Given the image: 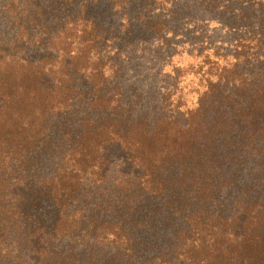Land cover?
Instances as JSON below:
<instances>
[{"label": "trees", "instance_id": "16d2710c", "mask_svg": "<svg viewBox=\"0 0 264 264\" xmlns=\"http://www.w3.org/2000/svg\"><path fill=\"white\" fill-rule=\"evenodd\" d=\"M0 264H264V0H0Z\"/></svg>", "mask_w": 264, "mask_h": 264}, {"label": "rangeland", "instance_id": "374dc122", "mask_svg": "<svg viewBox=\"0 0 264 264\" xmlns=\"http://www.w3.org/2000/svg\"><path fill=\"white\" fill-rule=\"evenodd\" d=\"M210 31H213V34H211V36L213 37V40H214V42L215 43H217V44H220V43H225V42H227V40H220L219 38H225V36H221L220 34H218V32H216V30L214 29V25H212L211 23H210ZM213 29V30H212ZM215 31V32H214ZM190 38H192V37H190ZM188 49V47H186L184 50H187ZM193 58L194 57H189L188 56V54H183V56H181L180 58H178V60L176 61L175 60V63L176 64H180V66L182 67L181 69L183 70V69H186L188 66H191V65H193L194 64V60H193ZM161 65H154V68L155 69H159V67H160ZM169 70H170V68H166V69H162V73H164V72H169ZM185 73L186 74H188V70L187 71H185ZM185 76H187V75H185ZM162 76H157V79L155 80V84L156 85H161V81L163 80L162 78H161ZM190 90V89H189ZM187 96H192V94H187Z\"/></svg>", "mask_w": 264, "mask_h": 264}]
</instances>
